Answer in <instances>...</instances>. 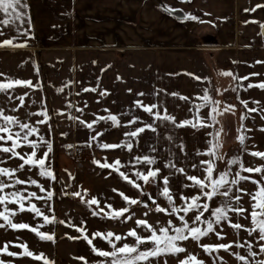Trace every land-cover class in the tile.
<instances>
[{"label": "crops", "instance_id": "0c3cea01", "mask_svg": "<svg viewBox=\"0 0 264 264\" xmlns=\"http://www.w3.org/2000/svg\"><path fill=\"white\" fill-rule=\"evenodd\" d=\"M23 3L28 7L21 9L26 12L22 24L16 21L0 25L4 33L0 40L17 37L13 43L22 45L0 47V81L11 78L32 83L0 91V110L37 128L29 140H36L38 147L33 149L21 141L15 149L20 156L0 150V168L14 170L11 177L1 174L0 181L6 185L4 188L13 187L28 197L24 204L38 196H29L30 186H40L27 183L26 174H40L39 165L26 163L31 153L36 152L34 158L43 157L50 143L48 156L56 158L62 141H78L81 134H85L92 151L100 143L103 158L117 157L120 165L134 166L135 172L159 169L153 188L162 193L163 177L167 176V186L179 206L181 194L199 192L186 176L204 178L207 165L202 161L212 160L214 177H218L220 170L215 165H221L223 152L229 149L226 144L237 142L241 135L245 137V159L264 166V157L253 155L264 152V88L259 87L264 83V54H255L253 36L254 14L264 12V0ZM255 57L262 61V70L256 76ZM244 77L247 79H241ZM206 90L215 104L202 99ZM137 100L144 105L156 104L162 114L167 109L175 123L155 119L136 104ZM213 107L218 109L216 113ZM109 114L116 115L119 123L99 119ZM185 119L198 126L183 125ZM94 120L96 123L87 127ZM4 123L0 119V124ZM146 124H152L155 130ZM10 127L13 133L19 131L18 125ZM139 127L144 131L135 137L125 135ZM213 142L219 147L214 156H209ZM11 143L0 141L8 147ZM103 144L117 147L104 148ZM145 155L156 162L148 165L136 161V157ZM179 168L184 172H178ZM38 176L37 182H43ZM234 179L238 180L237 175ZM239 189L238 181L230 196L239 195ZM238 202L217 195L210 205L235 207Z\"/></svg>", "mask_w": 264, "mask_h": 264}, {"label": "rangeland", "instance_id": "374dc122", "mask_svg": "<svg viewBox=\"0 0 264 264\" xmlns=\"http://www.w3.org/2000/svg\"><path fill=\"white\" fill-rule=\"evenodd\" d=\"M263 13L256 11L254 14L255 54H264V36L262 34L264 28L261 27V24H264ZM260 58L255 57V76L262 70ZM255 78L257 80L258 77ZM244 143V141L242 143L238 140L226 144V148L229 147V149L228 151L223 150L226 152H223L225 155L221 158V165L218 163L215 165V168L220 170L216 174L221 171H228L229 180L234 179L239 174V176L237 175L238 181L244 191H239L240 200L235 207L242 208L244 211L240 213L228 211L229 219L214 224L215 231L207 233L199 240L189 236L186 240L179 241L180 246L186 251L151 258L152 264H179V261L185 259L189 254L194 255L203 264H246L245 261L238 258L237 254L247 257L251 264L264 260V253L260 251L259 247L264 244V240L258 238L259 229L251 234L248 231L254 227L250 215L254 202L249 193H254L257 190L258 186L255 181L264 183V166L257 164L255 160L249 159L247 161L245 159L242 153ZM94 150L92 151L91 147L88 146L85 134H81L78 141H62L60 154H57L56 158L50 156L45 158V168L53 173L55 179L41 175V173L26 174L29 186L32 180L37 181L36 176L38 175L44 180L35 184L38 185L39 183V187L30 186L29 192L35 191L36 196L38 195L31 202L44 215L49 216V221H45L43 216H37L32 212L29 203L24 204V210H20L19 204L10 195V193L17 192L12 189L13 187L0 189V195L6 197L0 203V212H4L5 215H9L11 212L9 219L14 223H26L37 228L39 232L54 236L53 239H42L30 228L13 229L8 226L3 217H0V225H2L0 226V249L7 247V252L0 251V261H3L4 264H44V259H35L33 256L27 255L26 247L35 256L43 254V257L51 261L52 264H99V261L105 258L94 252L93 246L106 251H111L112 246L107 240L94 235V233L99 232L106 235L108 232H112L121 236L122 239L119 241L115 239V235L111 237L113 243L119 247L124 243L130 245L136 243L135 238L129 234L132 229L140 236L151 234L146 226L138 225L137 221L140 219L147 220L157 230L162 226H167L169 220L174 225L179 226L181 224L178 215L172 213L167 198L161 195L160 190L153 188V178L150 177L146 183L137 177L134 166L120 165V163L117 165L115 163L117 157L103 158L100 143L97 150ZM234 157L237 162L230 163ZM241 163L245 169L260 167L262 171H244L240 167ZM106 165H112V167ZM139 172L146 174L144 171ZM121 173L127 175L129 180H135L141 185V188L137 189L129 180H125ZM240 176L250 177V179H239ZM49 192H52L50 198L48 197ZM73 193H80V195H73ZM120 193L136 199L138 202L131 204L129 201H125ZM169 194L172 195L170 191ZM93 198L99 201L98 205L90 203ZM157 204L168 209V211H157ZM109 205L111 208L108 207ZM120 208H128L129 211L121 216L108 215L113 209L119 210ZM212 208L215 206L210 205L209 210L204 212L203 219L210 217ZM6 209L9 211H5ZM179 215H185V219L191 226L195 215L194 211L187 214L180 212ZM129 216L131 218H128ZM234 224L242 225V227L235 228L233 227ZM197 226L206 228V224L198 223ZM216 232H220L221 235L218 237ZM85 236L92 240V244L88 243ZM217 243L228 244L230 247L228 249H214L211 252L202 247L204 244ZM249 244H251V251L257 253L255 257L250 254ZM21 245L25 247H21ZM146 246L150 247L151 243L147 242L140 247L143 249ZM12 252L17 253V255H9ZM140 264H144V262H140Z\"/></svg>", "mask_w": 264, "mask_h": 264}, {"label": "snow or ice", "instance_id": "6c2138e0", "mask_svg": "<svg viewBox=\"0 0 264 264\" xmlns=\"http://www.w3.org/2000/svg\"><path fill=\"white\" fill-rule=\"evenodd\" d=\"M259 6V5H258ZM28 5L26 3H23V0H0V12L4 14V19L0 20V25H9L11 23H15L16 21H19L21 24L24 22V17L26 16V12L22 11L21 9H26ZM192 19H196V17L192 16ZM261 27L264 28V24H261ZM19 32V28L17 29ZM4 33L2 30H0V36H2ZM23 34H27V30H24ZM17 39V37H12L9 39H3L0 40V47L2 46H22L14 44L13 41ZM26 43V42H25ZM224 75H232L231 72H224ZM3 75V74H0ZM196 79H200V77H196ZM241 79H247V77L241 78ZM30 80H20V79H11L8 78L5 81H0V91H6L8 89L13 88L14 85H31ZM252 85L250 84L249 87ZM259 87L264 88V83H261ZM87 91L88 89H84ZM95 91V89H92ZM140 95H143L142 93ZM181 99L187 100V97H181ZM202 99L205 102H211L215 104V101L211 100V97L206 94L202 97ZM242 103L245 104L247 107V102L242 101ZM136 104L141 106L146 112L154 116L155 119L159 120H168L173 121L175 123V118L172 115H169L167 113V109L164 110L163 114L159 110L158 106L156 104L151 105H144L141 101L137 100ZM197 109L200 106H195ZM157 109L155 112H153V109ZM218 109L216 107L212 108V112L216 113ZM249 111H253V109H249ZM43 115L47 117V112H44ZM0 119H2L5 123L0 124V141H11V146H5L4 144H0V150H2L5 153H11L13 156H20L21 154L15 149L19 146L21 141L26 142L29 144L33 149H36L38 147L36 140H29V136H31L33 133L38 132V129L35 127H30L26 123H20L14 116L5 115L3 110H0ZM99 119H110L114 124H118V118L116 115L109 114L108 117H99ZM198 119V117H197ZM212 119L215 120V116H212ZM134 120L129 121V123H133ZM96 123V121H92V123H88L87 127L91 128L92 124ZM183 125H191L192 127H197L198 123H194L193 120L185 119L182 121ZM12 125H18L19 131H16L15 133L12 132L11 127ZM199 126H203L202 123L199 124ZM145 127L149 129H153L152 124H146ZM27 129V131H24ZM144 127L136 128L135 131L131 133H126V136H132L135 137L138 133L143 132ZM21 132H23V135L21 136ZM7 134V135H4ZM41 141H43V137L40 138ZM238 139L243 143L245 137L243 135L239 136ZM129 149H131L132 145L128 143L126 145ZM104 148H114L117 147V145L113 144H103ZM219 147V145L215 142L212 143V147L208 149V155L214 156L216 148ZM51 151V144L48 143V152ZM48 152H45L43 154V157L41 158H34L36 157V152L33 151L31 155L28 157L26 163L30 165H39L40 166V173L41 175H46L49 177H52L55 179L53 173L45 168V158L48 156ZM253 155L258 157H264V152H255ZM23 159V157H21ZM143 161L147 163L148 165L154 164L156 161L153 157H150L148 155H145L143 157H136V161L140 162ZM237 160L234 157L230 163H236ZM99 163V161H97ZM117 165L120 163L119 160H116L115 162ZM203 164L207 165V167L204 169L206 175L204 178H200L196 175H187L186 178L190 181H192L191 187H196L199 189V192L197 194L191 195V196H184L181 194L180 198L182 200V205L177 206L174 203V198L172 195L169 194V187L168 185V177H163V191L161 195L165 196L168 200V203L171 205V211L172 213H176L179 217V220L181 221V224L179 226L174 225L171 220L168 221L167 226H162L158 230L154 228L151 224L148 223L145 219H140L137 221L138 225H144L146 226L147 230H150L151 234L148 236H140L137 234V232L132 229L130 230L129 234L135 238L136 243L134 245H130L128 243H124L122 246L117 247L116 244L113 243L111 237H113L115 234L112 232H108L106 235L103 233H94V235L101 236L103 239L107 240V242L112 246L111 251L102 250L100 248H97L93 246V251L96 252L100 257H103L105 259H102L99 261V264H140V262H144V264H152L151 258H158L165 254H177L186 251L185 248L180 246L178 243L179 241L186 240L189 236L193 237L196 240H199L201 237L205 236L207 233L215 231L214 224H219L222 220L229 219L228 218V211H234L237 213H240L244 211V209L239 207H233L231 204H221L218 207L211 209V215L207 219H203L204 212L208 211L210 208V201H212L213 197L217 195H222L224 197H228L230 200L239 201L240 196L239 195H231L232 192V186L238 184L237 179H228V171H221L218 174V177H214V161L212 160H205L202 161ZM108 167H112V165H106ZM173 166L174 165H170ZM20 167H23L21 165ZM241 169L247 172H261L262 169L260 167L257 168H244V165L240 164ZM118 170V169H117ZM14 170L6 169V168H0V174H5L11 177L12 172ZM178 172L183 173L184 169L179 168L177 169ZM159 172V169H150L147 171V173L143 172H136L137 177L143 179L144 182H148L149 178H153L155 180V177L157 173ZM123 178L125 180H129V177L125 175L124 173H121ZM239 176V174H237ZM239 179H250V177H243L240 176ZM20 183H24V181H19ZM130 183H132L137 189L141 188V185L136 183L135 180H129ZM32 184H36L37 181L32 180ZM257 184V190L254 193H249L251 200L254 202L252 205L253 210L251 211V220L253 224V228L249 229V234L256 231V229H259V239L264 240V183H261L260 181H255ZM6 187V185L0 181V189H3ZM185 187H189V185H185ZM224 189L223 191H221ZM239 191H244L243 189H239ZM12 197L15 198V201L19 204L20 210H24L25 205L23 201L25 199H28V197L23 196L20 192H13L10 193ZM73 195L79 196L80 193H73ZM120 195L123 197L125 201H129L131 204H136L138 201L136 199H132L123 193H120ZM29 196L35 197L36 193H30ZM52 196V192L48 193V197L50 198ZM206 198V199H202ZM6 199L5 196L0 195V203H2ZM92 204H99V201L95 198L92 199L90 202ZM29 206L30 210L34 212L37 216H43L45 221H49V216L44 215L39 208L36 207L35 204H32L29 200ZM111 208V205L108 206ZM157 211H168V209L161 207L160 205H156ZM9 211V210H5ZM128 208H120L119 210L113 209L111 213H108V215L111 216H121L125 212H128ZM190 211H194L195 215L193 217V220L191 222V226L189 222L185 219V215H179L180 212H183L187 214ZM101 212H103V209H101ZM12 213L9 212V215ZM9 215H5L4 212H0V217H3V219L7 222L8 226H10L13 229H24V228H30L31 231L36 232L37 235L42 239H53L54 236L49 233L45 232H39L37 228L31 227L30 225L26 223H14L11 219H9ZM146 215V213H145ZM128 218H131L130 216ZM214 218V219H213ZM54 219V218H53ZM231 223V221L229 220ZM206 224V228H202L197 226V224ZM2 226V225H0ZM233 227L240 228L242 225L234 224ZM83 231V229H81ZM216 235L219 237L221 235L220 232H216ZM85 239H88L87 236H85ZM115 239L117 241L121 240L122 237L119 235H115ZM147 242L151 243L150 247H144L141 249L142 244H146ZM88 243L92 244V240L88 239ZM21 247H25L24 245H21ZM202 247L206 250L211 252L212 250H219V249H228L230 245L224 244V243H217V244H204ZM249 251L251 256L255 257L257 255L256 252L251 251V244L248 245ZM260 251L264 253V244H261ZM2 252H7V247L0 249ZM25 252L29 256H33L35 259H44V264H52L51 261L47 260L43 257V254L40 256H35L32 252L28 251L25 247ZM9 255L15 256L17 253L12 252L9 253ZM238 258L242 261H245L246 264H251L250 261H248V258L245 256H239ZM110 258V259H109ZM82 259V258H81ZM0 264H4L3 261H0ZM179 264H203L202 261L198 260L194 255L189 254L185 257V259L180 260ZM256 264H264V260L256 261Z\"/></svg>", "mask_w": 264, "mask_h": 264}, {"label": "water", "instance_id": "95a60500", "mask_svg": "<svg viewBox=\"0 0 264 264\" xmlns=\"http://www.w3.org/2000/svg\"><path fill=\"white\" fill-rule=\"evenodd\" d=\"M262 34H263V36H264V29L262 30Z\"/></svg>", "mask_w": 264, "mask_h": 264}, {"label": "built area", "instance_id": "2783aa9c", "mask_svg": "<svg viewBox=\"0 0 264 264\" xmlns=\"http://www.w3.org/2000/svg\"><path fill=\"white\" fill-rule=\"evenodd\" d=\"M81 154L79 153V156H80Z\"/></svg>", "mask_w": 264, "mask_h": 264}]
</instances>
